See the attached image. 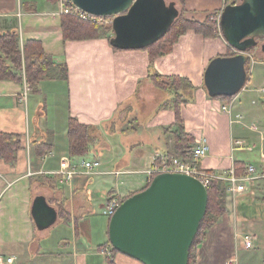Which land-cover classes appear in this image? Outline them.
<instances>
[{"label": "crops", "instance_id": "0c3cea01", "mask_svg": "<svg viewBox=\"0 0 264 264\" xmlns=\"http://www.w3.org/2000/svg\"><path fill=\"white\" fill-rule=\"evenodd\" d=\"M225 1L185 2L187 10L204 16L221 11ZM61 11L56 0H0V33L16 30L22 51L27 41L38 40L56 63L68 66L66 83L41 81L34 94L25 79L0 80V133L22 140L14 161L0 157V255L12 257L14 264H107L111 256L115 264H143L113 254L101 211L106 216L113 196L123 199L144 190L162 157H179L176 135L166 131L176 122L175 111L159 109L172 97L150 82L148 50H115L103 37L65 41ZM231 49L221 33L206 37L188 30L153 64L159 74L186 78L195 87L181 104L185 132L194 138V149L205 148L202 168L226 188V213L207 231L199 264L237 262L239 240H245L246 249L254 248L253 240L264 247V112H253L255 121L247 124L234 108L241 91H252V73L246 62L229 55ZM232 65L238 77L221 80L220 72ZM243 78L240 89L220 87ZM255 91L263 104L264 88ZM71 117L96 128L93 157L71 155ZM64 158L77 167L71 178L59 173ZM93 161L100 165L88 170L84 163ZM249 166L255 172L240 182L245 190L233 191L227 178L232 172L246 174ZM40 195L58 212L47 230H39L32 219ZM256 251V264H264V250Z\"/></svg>", "mask_w": 264, "mask_h": 264}, {"label": "water", "instance_id": "95a60500", "mask_svg": "<svg viewBox=\"0 0 264 264\" xmlns=\"http://www.w3.org/2000/svg\"><path fill=\"white\" fill-rule=\"evenodd\" d=\"M72 2L90 15L114 18L112 44L124 50L144 49L158 42L179 16L176 3L167 0ZM219 25L222 36L238 52L235 59L246 62L248 49L264 37V0H241L226 6ZM238 71L232 65L227 73L237 78ZM208 197V188L190 174L158 173L148 187L122 201L112 214L109 242L143 264H189V251L205 217ZM32 206V219L39 230L56 223L58 212L45 196H38Z\"/></svg>", "mask_w": 264, "mask_h": 264}, {"label": "trees", "instance_id": "16d2710c", "mask_svg": "<svg viewBox=\"0 0 264 264\" xmlns=\"http://www.w3.org/2000/svg\"><path fill=\"white\" fill-rule=\"evenodd\" d=\"M58 1V0H56ZM238 0H226L225 6L234 5L239 3ZM224 8L221 11H213L206 13V17L203 21L183 19L177 20L170 31L158 42L144 48L149 51L150 65L147 68L149 70V80L156 87L168 92H171L172 98L162 104L159 109L172 108L176 114V122L171 127L167 128V132H172L176 135V148L179 157L191 159L193 158L194 138L185 132L184 122L181 116V104L188 102V96L195 91V87L188 79L180 76H168L165 77L159 74L154 68V61L161 56L169 54L176 41L180 36L186 33L188 30H194L198 34H202L206 37H214L221 33L220 25L217 22V17L221 15ZM62 31L64 40H87V39H99L106 36L110 31L109 29L100 27L96 23L89 20L77 19V17L62 15ZM113 31V26L111 28ZM114 33V31H113ZM16 30L6 31L0 33V80L9 79L14 81H27L31 92H38V85L41 84L52 69L59 71L58 77L68 81V66L66 64H58L53 60V56L48 54L42 47V43L38 40H29L23 47V51L18 48L19 35ZM114 36L108 37L109 44L115 50H124L112 44ZM254 48V47H253ZM253 48L248 49V52L253 51ZM238 52L235 49H231L229 55L236 56ZM9 61V62H8ZM250 59L246 56V64L248 66ZM16 69V70H15ZM248 71V67H247ZM39 83V84H38ZM235 95V94H234ZM231 95L227 98H232ZM216 97V96H214ZM96 128L79 123L76 118L71 117L69 119V138H70V153L74 156L85 155L90 146L96 142L94 135ZM20 135L0 133V157L4 158L8 162H12L16 159L15 152L22 148V140ZM167 157H172L167 155ZM158 161V160H157ZM159 162V161H158ZM237 174H239L237 172ZM157 174H155L152 178ZM151 180V181H152ZM219 180H215L211 186L208 187V208L206 210L205 217L200 224V230L195 237L193 246L190 249L189 264L195 263L192 256V250L194 244L198 239L205 240L207 231L226 213V188ZM150 183L148 184V186ZM147 186V187H148ZM146 188V187H145ZM132 196V195H131ZM126 198L120 199V202L125 201ZM111 246L112 252H118L113 248L109 240L107 241ZM107 264H115L112 260V256L108 258Z\"/></svg>", "mask_w": 264, "mask_h": 264}, {"label": "rangeland", "instance_id": "374dc122", "mask_svg": "<svg viewBox=\"0 0 264 264\" xmlns=\"http://www.w3.org/2000/svg\"><path fill=\"white\" fill-rule=\"evenodd\" d=\"M186 0H167L166 3H171V2H175L176 3V8L179 10V16L177 17L176 21L180 19H188V20H197V21H203L206 17V15L202 16V14H197L198 12H192L190 10H187L186 8ZM241 2V0H238ZM239 2V3H240ZM53 4V3H52ZM54 5V4H53ZM72 16V15H69ZM201 19L203 18V20H199L198 18ZM107 19L102 21V22H94L96 23V25L100 26V27H104L109 29L108 31H110L106 36H104L103 38H108V37H112L114 36L113 31H111L112 28V21L113 18L112 17H106ZM217 22L219 23V16L217 17ZM175 21V22H176ZM264 44V37L263 38H259L258 39V45L256 47L253 48V51L248 53L250 62L248 64V72L251 71L252 75V81L249 85V88L252 91H241V93L238 95V100L234 105V108L237 110H240V112L242 111L244 117H242V121L244 123L247 124H252L255 121V117L253 116H257L256 114L254 115L253 112L260 110L261 112H264V103L262 104V94L258 93L257 89H262L264 88V51L261 50V45ZM9 62V61H8ZM16 70V69H15ZM49 75L48 77H46L43 81H48L51 79H59L61 82L66 83V81L60 77H58V75L60 74L59 71L52 69L50 72H48ZM60 76V75H59ZM220 76H221V80L225 79V77L230 76V73H227V70L221 71L220 72ZM233 77V75H232ZM39 84V83H38ZM240 82L239 83H232V87L229 86L228 84H222V86L220 85V87H222L223 90L226 89H237L238 86H240ZM29 86V85H28ZM40 85H38V89H40L39 87ZM30 89V87H29ZM61 96H63V98H66V88L65 86L61 87ZM165 92V91H164ZM35 92H31L30 94H34ZM167 96L172 97L171 92H165ZM64 98V99H65ZM252 100H255L257 103L252 104ZM66 101V99H65ZM119 120V118H117V121ZM93 146H95L94 144H92ZM90 146V149L88 150V153H86L85 155L88 156H94L93 154V146ZM83 155V156H85ZM100 169V168H99ZM257 169V167H256ZM126 185V184H125ZM101 216H103L105 219H103V222L106 224V227H108L107 225H109V221H110V217L104 216L102 214L101 211ZM108 222V223H107ZM234 242H232V245H234ZM245 240H239L237 241L236 245L237 247H239L237 254V262H235L236 264H256V259L258 260V255H260L259 252H257L256 250H264V247H262L261 244V240H253V244H254V248L253 249H246L245 248ZM202 245V239H198L197 242L194 244L193 250H192V256H193V260L195 261V263L193 264H199V250L201 248ZM115 252H113L114 254ZM101 258H104V256H101ZM250 261H254L253 263H251Z\"/></svg>", "mask_w": 264, "mask_h": 264}, {"label": "built area", "instance_id": "2783aa9c", "mask_svg": "<svg viewBox=\"0 0 264 264\" xmlns=\"http://www.w3.org/2000/svg\"><path fill=\"white\" fill-rule=\"evenodd\" d=\"M58 1L61 4L62 7L61 13L63 15H72L74 17H77V19L79 18L97 23L107 19L106 17L103 18L88 14L87 12L78 8V6L74 5L72 0H58ZM204 152H205V148L203 146H197L194 149L193 158L189 160L186 158L176 157V156L174 157L164 156L161 158V160H159L160 164L156 167L155 174L158 173L163 174V172H177V173H184L187 175L190 174V176L195 177L202 183V185L208 188L209 186H211L210 184H212L215 180L218 179L215 177V175L211 174L210 172H206V170H204L200 165L199 161L200 158L202 159ZM71 163L72 161L69 158H64L62 160V164H60L61 168L59 173L66 175L67 176L66 178H71L77 173L76 170L77 167ZM84 164L88 170H93L100 165L98 161L86 162ZM245 172L246 174H243L241 176H237L235 175L234 172H232L231 176L227 178L230 184H232L233 191L243 192V190H245V184L240 182L248 181L250 179V175L255 172V169L253 166H249L247 167ZM234 185H236V187H234ZM120 204H121L120 198L113 196L108 201V204L104 210V214L111 218L112 214L116 212ZM246 240H247V247H251L252 246L251 238L249 236H246ZM101 252L106 254L107 250L104 249ZM235 262L236 259H231L228 264H236ZM0 264H14V259L12 257L0 255Z\"/></svg>", "mask_w": 264, "mask_h": 264}]
</instances>
